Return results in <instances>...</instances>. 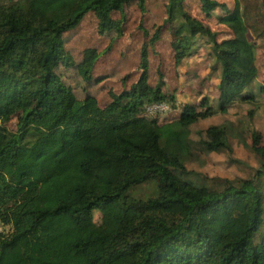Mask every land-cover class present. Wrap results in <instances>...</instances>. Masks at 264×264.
I'll use <instances>...</instances> for the list:
<instances>
[{
	"label": "trees",
	"instance_id": "trees-1",
	"mask_svg": "<svg viewBox=\"0 0 264 264\" xmlns=\"http://www.w3.org/2000/svg\"><path fill=\"white\" fill-rule=\"evenodd\" d=\"M144 1L0 0V218L12 226L0 239V264H264L258 134L251 133L250 149L259 158L251 178L197 185L186 168L194 150L190 127L215 115L208 100L182 106L164 124L144 117L151 103H175L161 91V73L156 88L148 76V50L172 24L180 37L172 42L175 67L197 35L212 44L221 69L217 111L226 114L237 103L256 108L264 82L253 93L257 46L248 34L264 48V0H234L232 9L198 0L206 18L223 13L216 20L231 37L221 41L189 15L187 0H165L163 24L142 45L137 81L110 93L103 108L90 96L77 100L57 70L76 67L89 83L93 51L75 66L63 36L88 13L99 35L120 36L122 21L112 15L135 3L143 12ZM17 114L10 132L2 124ZM229 134L226 124L208 127L199 132L200 150L230 153ZM144 184L155 186L154 195H129Z\"/></svg>",
	"mask_w": 264,
	"mask_h": 264
},
{
	"label": "rangeland",
	"instance_id": "rangeland-1",
	"mask_svg": "<svg viewBox=\"0 0 264 264\" xmlns=\"http://www.w3.org/2000/svg\"><path fill=\"white\" fill-rule=\"evenodd\" d=\"M9 0H3L6 3ZM232 9L234 0H217ZM165 0H145L144 11L141 12L138 6L131 4L123 8L122 13H114V20L122 21V34L115 32L99 35L97 32V20L93 13H88L79 26L72 32L63 36L64 54L69 55L77 66L84 58L87 51H93L92 60L94 62L91 81L84 82L76 67L64 68L60 66L57 73L61 76L64 85L70 87L77 100H83L90 96L96 99L100 108L105 107L110 101V93L120 94L133 85L139 77V58L142 45L155 33V28L161 26L166 18ZM249 5V4H248ZM244 7V5H243ZM249 9L256 12V6L250 5ZM186 11L196 20L203 23L211 31L218 33L217 40H225L231 37V32L223 25H219L216 16L222 15L220 10L212 13L210 18H206L198 0H187ZM176 24L165 25L160 33L159 40L148 50V76L149 85L156 88L159 84L158 73H161V91L174 97L179 92L185 101L181 104H171V112L158 118L159 124H164L175 120L180 115V110L184 105L197 106L203 99H207L212 105L214 116L207 120H202L190 127V139L194 143L191 161L186 163L189 171L188 179L197 185L215 186L218 180H246L251 178L259 166V158L251 151V133L258 134V144L264 146V95L257 99V107L249 104H234L226 114L217 111V93L213 83L210 87L215 91V97L210 92L203 95L206 84L214 78H219L217 73H211V79H199L192 77L189 73L182 76V80L174 66V53L172 42L176 38ZM147 33V36L144 35ZM176 38V39H175ZM248 39L253 41L256 46V67L258 76L253 93L256 94L258 86L264 80V48L260 42L255 40L249 33ZM206 38L201 37L197 43L201 46L206 45ZM217 68V65H216ZM217 70V69H215ZM220 72V71H219ZM190 84L191 93L183 91L185 85ZM207 89V88H206ZM187 97V98H186ZM254 111L250 114V112ZM19 115H13L3 122V126L10 132L17 130ZM226 124L230 127L228 142L231 152L204 153L200 150L198 142L199 132L206 130L210 126ZM155 193L153 184H144L134 187L129 195L135 199H145ZM99 212L93 213V221L100 223Z\"/></svg>",
	"mask_w": 264,
	"mask_h": 264
},
{
	"label": "crops",
	"instance_id": "crops-1",
	"mask_svg": "<svg viewBox=\"0 0 264 264\" xmlns=\"http://www.w3.org/2000/svg\"><path fill=\"white\" fill-rule=\"evenodd\" d=\"M201 37H205L201 34L197 35L194 37L191 41V44L189 46V50L187 53V56L182 60L181 64L176 68L177 73L179 74V81L182 80V76L186 75V73H189L192 77H196L194 74L197 75V77L201 80L203 79H211L212 77L210 76L211 73H217L219 75V78H214L213 80L209 83L206 84V88H204L203 95H201L199 98L202 99L204 97V94L212 93L215 97V91L217 93V85L219 83L220 75H221V69L220 66L215 58V54L213 52L212 44L208 41L206 38L205 43L206 45L201 46L200 44L197 43L198 39ZM177 39L180 37L176 36ZM175 38V39H176ZM176 39V40H177ZM174 62V59H173ZM217 65V68H216ZM175 66V65H174ZM217 69V70H215ZM220 71V72H219ZM181 77V80H180ZM210 83H213L214 85V92L210 87ZM183 91H187L191 93L192 89L190 84L187 86L185 85ZM179 92L181 93V90H179L175 96L174 100L175 103L178 105L181 104V102L185 101L184 96L182 95L179 97ZM187 98V97H186ZM217 99V96H216ZM210 105V104H209ZM212 107V105H210Z\"/></svg>",
	"mask_w": 264,
	"mask_h": 264
},
{
	"label": "built area",
	"instance_id": "built-area-1",
	"mask_svg": "<svg viewBox=\"0 0 264 264\" xmlns=\"http://www.w3.org/2000/svg\"><path fill=\"white\" fill-rule=\"evenodd\" d=\"M171 112V104L167 102L151 103L144 107V117L157 119ZM12 226L3 222L0 218V239L11 233Z\"/></svg>",
	"mask_w": 264,
	"mask_h": 264
}]
</instances>
